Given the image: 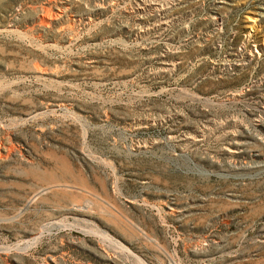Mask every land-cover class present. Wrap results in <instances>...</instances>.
Returning a JSON list of instances; mask_svg holds the SVG:
<instances>
[{"label": "rangeland", "instance_id": "374dc122", "mask_svg": "<svg viewBox=\"0 0 264 264\" xmlns=\"http://www.w3.org/2000/svg\"><path fill=\"white\" fill-rule=\"evenodd\" d=\"M0 264H264V0H0Z\"/></svg>", "mask_w": 264, "mask_h": 264}]
</instances>
